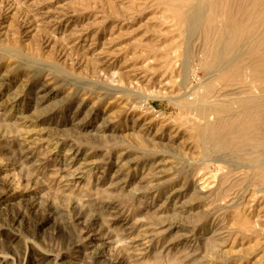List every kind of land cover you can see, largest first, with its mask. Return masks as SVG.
Returning a JSON list of instances; mask_svg holds the SVG:
<instances>
[{
  "label": "rangeland",
  "instance_id": "1",
  "mask_svg": "<svg viewBox=\"0 0 264 264\" xmlns=\"http://www.w3.org/2000/svg\"><path fill=\"white\" fill-rule=\"evenodd\" d=\"M252 1L0 0V264H264V152L197 102L263 95Z\"/></svg>",
  "mask_w": 264,
  "mask_h": 264
},
{
  "label": "bare ground",
  "instance_id": "2",
  "mask_svg": "<svg viewBox=\"0 0 264 264\" xmlns=\"http://www.w3.org/2000/svg\"><path fill=\"white\" fill-rule=\"evenodd\" d=\"M196 1H200V3L201 2L206 3L209 0H196ZM252 2H253V5L260 11V14L264 15V3L259 4L257 0H253ZM196 10H197V6H194L193 10L189 11V14L187 15V20L190 24H192L193 27L198 24L199 20H201V17L197 13ZM231 11H232V9H231ZM255 12H257V11H255ZM230 16H231V13L228 16L229 19H227V22L224 26L225 28H223L225 31V34L220 35V32H219L220 39L218 41H216L217 44L221 45L220 51L217 55V58H221L222 56H226V57L232 56V59L230 61L228 68H225L222 71L220 70V72L223 75H230L231 78L235 80L238 78V74L240 72V69L243 67L244 62L240 60L239 56L236 57L234 55H235V52L237 51V46H238V43L240 41V38L243 36L242 34L245 33V31L247 29L245 27H243L244 26L243 24H242L243 26L238 24L240 22L239 20H238L239 22L236 23L234 20H232V18ZM228 17H226V18H228ZM212 18H213V16H212ZM211 20L216 21V19H211ZM251 20H253V19H251ZM251 20H249V21H251ZM211 32H212V30H211ZM246 39H247V37H246ZM262 45L264 48V40L262 42ZM256 50H257V48H252L250 50V52L248 53L251 56V60H249L250 62L248 65H249L250 69L252 70V72L257 77L259 76L261 78V80H263V82H264V52L260 51L262 54L258 58V52ZM239 76H240V74H239ZM257 77H256V79H257ZM214 88L215 87H214L213 82L207 83L206 86L204 87V89L201 91V94L198 95V100H197V102L199 101L200 103H204V104H202V105H204V107L208 106L207 107L208 109L207 108L206 109L210 112L209 116L215 115L217 122H218V123H216L217 124L216 126H213V125L207 126V128H206L207 138L209 140H214L217 144V147H219V148L221 147L223 149H229L230 146L233 145L232 144L233 141H235L236 144H241V145L247 146V147L250 146L253 149H259L261 152H264V83L261 86L263 95L260 98H262V99L258 98L255 100H251V99L238 100V102L240 103L239 107L235 108L234 110H233V108H231L229 106V104L226 105L225 101L223 102L222 100H218V98L215 97L216 95H215V89ZM212 97L215 98V100H211ZM249 100H251V101H249ZM182 103H183L182 104L183 106L186 105L187 103H190L189 98L184 99L182 101ZM261 156H262V154H261ZM260 163H262V162H260ZM263 167H264V165H263ZM261 172H262L261 176H262L263 181H264V169ZM257 173L259 174V171Z\"/></svg>",
  "mask_w": 264,
  "mask_h": 264
}]
</instances>
